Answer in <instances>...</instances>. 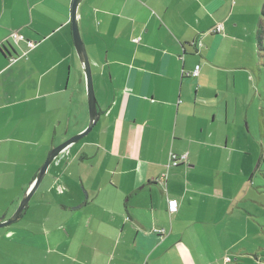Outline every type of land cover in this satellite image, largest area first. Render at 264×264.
<instances>
[{"label":"crops","instance_id":"0c3cea01","mask_svg":"<svg viewBox=\"0 0 264 264\" xmlns=\"http://www.w3.org/2000/svg\"><path fill=\"white\" fill-rule=\"evenodd\" d=\"M72 2L0 0L3 220L50 151L89 121ZM263 10L264 0H82L77 24L98 120L0 228V264L237 263L229 254L253 239L247 221L228 242L247 186L245 169L234 171L238 187L228 181L231 93L235 72L251 66L253 38L262 44ZM170 155L186 161L167 170ZM248 254L242 246L234 256Z\"/></svg>","mask_w":264,"mask_h":264},{"label":"rangeland","instance_id":"374dc122","mask_svg":"<svg viewBox=\"0 0 264 264\" xmlns=\"http://www.w3.org/2000/svg\"><path fill=\"white\" fill-rule=\"evenodd\" d=\"M261 34V46L257 44L256 37L253 38L251 66L235 72L236 88L231 93L235 99L232 106L237 127L234 135L236 151L232 157L234 162L226 168L230 173L228 181L232 187L235 184L238 187L240 182L236 183L235 180L239 174L234 171L245 169L247 186L242 195L244 200L238 204L241 209L238 212L242 218L236 214L233 219L234 242H228L236 243L243 231L246 233L247 221L251 224V230L248 231L253 240L250 241L251 245L248 241L236 245L229 255L232 259L236 258L237 263L230 264H264V26L260 36ZM219 80H222L221 75ZM86 109L88 113L87 97ZM256 233L261 236L260 239L254 238ZM242 246L249 254L238 260L234 254L238 253Z\"/></svg>","mask_w":264,"mask_h":264},{"label":"water","instance_id":"95a60500","mask_svg":"<svg viewBox=\"0 0 264 264\" xmlns=\"http://www.w3.org/2000/svg\"><path fill=\"white\" fill-rule=\"evenodd\" d=\"M82 0H73L71 5V28H72V36H73V42L75 51L77 54V57L80 61V64L83 69L84 73V80H85V88H86V97H87V105H88V125L87 128L69 138L68 140L64 141L60 145L53 148L50 153L48 154L43 166L40 168L35 180L33 183L29 186L27 189V192L22 197L20 204L18 205L16 211L14 214L7 220H3L4 217L0 218V228L6 227L14 222H16L19 217L21 216L22 212L24 211L26 205L28 204L29 200L33 196L34 192L40 185L41 181L43 180L49 166L53 163V161L63 153L69 146L73 145L77 141H79L81 138L85 137L94 127L98 120V112H97V106H96V99L93 89V81H92V74H91V68L88 61V56L84 47V44L81 40V36L78 29L77 24V8Z\"/></svg>","mask_w":264,"mask_h":264},{"label":"built area","instance_id":"2783aa9c","mask_svg":"<svg viewBox=\"0 0 264 264\" xmlns=\"http://www.w3.org/2000/svg\"><path fill=\"white\" fill-rule=\"evenodd\" d=\"M213 33H220L221 32V26H217L216 28H214V30H212ZM13 38L15 40H18L19 37L17 34H13L12 35ZM30 47L33 46L32 43H29L28 44ZM198 70H199V67H195L193 73H192V77H197L198 76ZM186 161V155H182V156H174V155H170L169 157V161H168V164L166 166V169L168 170L169 168L171 167H177L178 165H180L181 163H184ZM166 173L162 176V178H166ZM167 211H168V214L171 216V215H174L176 212H177V202L175 200H172V199H169L167 201ZM230 263V258L228 256L224 257L223 258V264H229Z\"/></svg>","mask_w":264,"mask_h":264},{"label":"trees","instance_id":"16d2710c","mask_svg":"<svg viewBox=\"0 0 264 264\" xmlns=\"http://www.w3.org/2000/svg\"><path fill=\"white\" fill-rule=\"evenodd\" d=\"M262 16L264 17V10L262 11ZM213 33V32H212ZM214 34H218V33H214ZM29 44V43H28ZM230 263H231V259H230ZM229 263V264H230Z\"/></svg>","mask_w":264,"mask_h":264}]
</instances>
